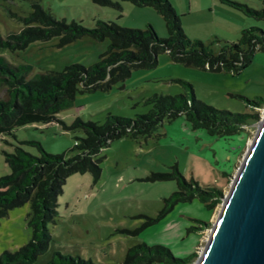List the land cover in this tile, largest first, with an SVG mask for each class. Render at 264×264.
I'll use <instances>...</instances> for the list:
<instances>
[{"label": "rangeland", "instance_id": "obj_1", "mask_svg": "<svg viewBox=\"0 0 264 264\" xmlns=\"http://www.w3.org/2000/svg\"><path fill=\"white\" fill-rule=\"evenodd\" d=\"M56 17L75 20L93 26L97 19L112 20L121 26L143 28L150 23L158 36H167L162 16L151 5H137L119 0L120 7L98 4L92 0H39ZM180 15L185 33L208 43L235 41L241 28L258 26L264 29V18L248 15L220 0H169ZM260 8L263 0H235ZM30 10L28 0H0V34L19 30V16ZM57 37L36 39L25 47L10 50L0 47V54L10 62L28 63L26 78L47 69H61L65 64L79 62L89 65L98 59L108 39L82 35L58 46ZM212 46L217 48L218 42ZM182 78L192 84L196 97L218 108L251 111L260 119L264 104H248L245 98L264 96V49L256 50L250 62L238 71L210 70L186 65L170 58L166 51L157 55L153 67H134L129 76L107 90L77 92L71 105L58 115L66 122L73 117L101 121L107 111L134 116L145 112L150 104L143 100L153 92H188ZM6 89L0 85V96ZM254 119L242 124L236 133L218 136L203 128H191L182 115L163 120L154 134L138 142L131 137L112 139L101 154V173L93 180L88 171L70 173L58 194V216L48 223L51 238L47 249L30 264H45L54 251L90 258L99 264H120L126 248L137 242L163 244L174 255L195 252L191 264L201 253L221 205L222 196L251 142L257 125ZM14 134L0 133V175L9 172L4 150L14 145L30 153H38L36 142L51 153L66 157L77 152L73 146L79 129L64 130L55 122L34 121L16 126ZM176 163L187 178L202 186H217L222 190L220 201L211 211L194 197L176 201L157 219L165 197L177 188L174 179H148L153 171L170 170ZM29 202L8 210L0 217V252L13 250L31 236L27 225ZM159 264V263H151Z\"/></svg>", "mask_w": 264, "mask_h": 264}, {"label": "trees", "instance_id": "obj_2", "mask_svg": "<svg viewBox=\"0 0 264 264\" xmlns=\"http://www.w3.org/2000/svg\"><path fill=\"white\" fill-rule=\"evenodd\" d=\"M30 10L19 16L22 27L0 34V47L16 50L36 39L56 36L58 46L82 35L96 39H108L107 47L97 60L89 65L79 62L65 64L61 69H47L29 78L28 63H12L0 54V85L6 95L0 96V133L14 134L16 126L34 122H57L62 129H79L82 135L75 136L77 152L71 156L51 153L36 142L38 153H30L18 145L4 150V160L9 172L0 175V217L8 210L29 202L27 225L30 238L10 250L0 252V264H30L48 247L51 234L48 223L58 216L57 198L66 177L72 172L88 171L93 180L101 173L102 149L114 138L131 137L145 141L155 133L163 120L182 115L191 128H203L208 134L224 136L240 131L246 124L257 119V113L218 108L195 96L192 84L182 78L188 92L175 94L153 92L144 98L150 104L147 111L134 116L114 114L107 111L103 120L84 119L75 116L66 122L58 112L71 105L77 92L96 89L107 90L113 83L124 80L132 68H149L157 64V55L166 51L170 58L186 65L210 70L238 71L246 66L253 53L264 49V29L258 26L241 28L235 41L220 42L218 38L205 43L200 38L189 37L181 25L180 15L169 0H129L137 5H151L162 16L167 36H158L150 23L145 27L121 26L112 20L97 19L93 26H85L75 20L56 17L39 0H28ZM98 4L120 7L119 0H92ZM245 14L264 18V7L255 8L245 2L220 0ZM264 1V0H263ZM218 42L217 48L212 46ZM248 104L263 105L264 96L245 98ZM148 179H174L177 188L165 197V204L157 219L167 212L176 201L197 197L211 211L220 201L221 188L200 185L193 178L187 179L178 170L176 163L170 170L153 171ZM195 252L177 256L163 244L137 242L128 246L120 264H191ZM45 264H99L90 258L54 251Z\"/></svg>", "mask_w": 264, "mask_h": 264}, {"label": "water", "instance_id": "obj_3", "mask_svg": "<svg viewBox=\"0 0 264 264\" xmlns=\"http://www.w3.org/2000/svg\"><path fill=\"white\" fill-rule=\"evenodd\" d=\"M194 264H264V113Z\"/></svg>", "mask_w": 264, "mask_h": 264}]
</instances>
